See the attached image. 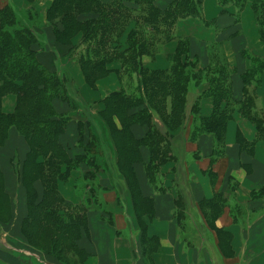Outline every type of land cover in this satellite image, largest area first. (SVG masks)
Segmentation results:
<instances>
[{
	"label": "trees",
	"instance_id": "obj_1",
	"mask_svg": "<svg viewBox=\"0 0 264 264\" xmlns=\"http://www.w3.org/2000/svg\"><path fill=\"white\" fill-rule=\"evenodd\" d=\"M245 1L218 3L222 7L234 5L239 13ZM251 8L264 39V0L251 1ZM190 18H201L210 24L202 18L201 0H52L46 9L44 28L31 23L23 9L10 0L0 4V145L12 128L25 138L27 150L20 163L16 162L27 208L21 230L28 240L35 238L36 249L60 264L84 261L86 253L79 241L88 232V212L114 223L106 195L114 193L115 183L104 182L100 170L116 171L129 179L128 193L138 218L140 214H150L151 198L143 197L135 188L136 160L144 163L153 187L161 183L162 165L174 162L171 171L177 187V215L186 216L192 201L184 173L188 143L183 131L202 96L211 99L212 109L209 115L198 116L192 140L199 132L211 134L219 148L226 122L234 111L253 122L257 136L264 139V110L256 93L257 72L264 68V61L240 75L241 97L235 98L233 69L217 52L218 43L209 44L215 51L208 48L207 63L199 65L200 58L191 51L189 35L176 37L179 23ZM46 28L55 48L67 45L69 58L76 54L75 60L89 84L110 71L120 78L119 89L103 97V107L97 114L90 111L92 102L79 94L67 67L52 69L38 59V53L51 46ZM172 38H176L175 49L165 54L167 67H149L145 60L153 59L161 50L157 41ZM126 78L135 80L130 90L129 86L122 87ZM203 82L204 88L191 94V87L197 88ZM8 93L16 95V102L13 110L5 113L1 111V99ZM55 98L64 101L69 112L58 113L53 106ZM70 122L75 123L71 133L74 137L65 143L60 139ZM135 127L140 128L141 136L133 134ZM76 170L90 178L83 186V195L75 191L78 197L74 203L63 197L58 182ZM1 180L0 168V183ZM217 194L208 203L211 210L224 206L226 196ZM4 198L0 184V201ZM251 198L261 199L264 206V186L251 192Z\"/></svg>",
	"mask_w": 264,
	"mask_h": 264
},
{
	"label": "crops",
	"instance_id": "obj_2",
	"mask_svg": "<svg viewBox=\"0 0 264 264\" xmlns=\"http://www.w3.org/2000/svg\"><path fill=\"white\" fill-rule=\"evenodd\" d=\"M11 1L26 3L25 0ZM40 1L33 0V4L39 6ZM51 1H47L48 5ZM251 1L246 0L237 13L234 5L222 7L218 0H201L202 18L210 24L207 25L201 18L179 23L180 26L184 23L197 26L194 35H188L191 51L200 58L199 65L208 61L209 44L218 43L217 52L224 55L233 69L232 92L237 99L241 97L240 75L253 64L264 61V39L259 35ZM45 31L50 42V31L47 28ZM52 43L38 53V59L45 66L56 69L61 62L62 48H55ZM166 60L163 53L147 63L151 68H165L168 65ZM67 68L78 77L83 97L93 105L120 87V78L114 71L97 81L96 89H91L82 81L73 63L67 64ZM257 74L256 93L264 110V68ZM205 85L203 83L197 89L191 87L190 91L197 94ZM15 102V94H5L1 99V111L11 112ZM53 106L58 113L70 110L58 98L53 99ZM211 109V99L202 96L186 128L195 126L198 116L209 115ZM74 131L75 123L70 122L67 133L60 140L72 142L74 135L71 133ZM132 132L136 137L142 135L139 127L133 128ZM186 135L184 139L188 143L190 136ZM190 143L184 160V173L192 208L188 205L186 216L180 218L177 215V187L173 183L175 174L171 171L174 162L162 165L161 183L153 187L147 179L144 163L136 160L135 188L143 197L151 198L150 214H140L138 218L122 173L100 170L103 181L108 183L112 180L114 191L123 195L127 191L129 199L119 194V209L113 217L114 223H110L107 217L88 212V232L79 241L86 253L81 264H264V206L261 199L251 198V192H257L264 186V139L257 136L255 124L234 111L226 122L223 143L219 148L214 145L213 135L203 132L194 136ZM26 150L25 138L18 135L14 128L4 144L0 145V184L5 193V198L0 201V264H60L51 255L36 249L21 230L27 208L24 188L16 178V160L22 159ZM61 184L59 181L60 192ZM107 187L105 190L109 189V184ZM220 192L226 196L224 206L221 210H211L208 203ZM69 199L75 203L77 196L71 193ZM108 203L110 208L111 202ZM119 216L121 218L117 221Z\"/></svg>",
	"mask_w": 264,
	"mask_h": 264
},
{
	"label": "rangeland",
	"instance_id": "obj_3",
	"mask_svg": "<svg viewBox=\"0 0 264 264\" xmlns=\"http://www.w3.org/2000/svg\"><path fill=\"white\" fill-rule=\"evenodd\" d=\"M4 1H1L0 0V4L4 3ZM47 1L48 0H41L40 2H38V5L39 6H37L36 4L34 5L33 4V0H25V2H26L25 4L24 3L20 4V3H16V2L13 3L12 1L11 2L13 4H15L16 6H18L19 8L23 9V11L26 13L27 18L29 19V21L31 23L35 24L39 28L42 27V26L44 28L45 13H46V9L49 6L48 5L49 2H47ZM184 24H185L184 26H182L183 24H181V26L180 25L178 26V29L176 31V37H183V36L188 35V34L189 35H191V34L194 35V32L196 31L197 26L196 25H191V24L188 25L187 23H184ZM174 35L175 34H173V36ZM175 39L176 38H172L170 41L169 40L160 41V42L157 41V44L159 43V45H161V50L160 51L159 50L157 51V53H156V55H155L154 58H156V56H159V55H161L163 53H165V54L168 53V52H169V54L172 53L174 51V49H175V41H176ZM211 45H213V44H211ZM66 47H67V45H62L61 44V48H62L61 49V54H62L61 57L62 58H61V62H59V64H58V66H60L61 68H66L67 67V64L69 66L70 63H73V65H75V67L78 69V73L80 75V78L82 79V81L84 83H86V86L88 85L87 86L88 88L96 89L97 88V81H99L101 78H103L104 76H106L109 72L106 75H102V76L98 77L94 81V83L92 85L89 84V82H87L85 80L84 76H83V73L81 71L80 65L75 60L76 57H77L76 54L75 53H74V55L72 54V58L71 57L69 58V56H68V55H70L69 52H65L66 51ZM194 49L196 50V47H194ZM209 51H211V52L212 51H215V48L212 49V47H209ZM153 59H147L145 61H148V63L149 62L151 63ZM166 59H167V56H166ZM196 65L198 66V64H196ZM116 75H117V73H116ZM72 76H73L74 82L76 84V87L78 88L79 94L81 96H84L83 93H82V90H81V86L79 84L78 77L77 76H74L73 72H72ZM63 79L65 80V77H63ZM134 86H135V80L134 79H131V78L127 79L126 78L125 80L122 81V87H124V88L128 87V90H130V87L133 88ZM193 89H197V88H193ZM194 93H195L194 91L191 92V94H194ZM101 106H102V100L98 101V103L96 105L95 104L93 105V103H91V105L89 106V108H90V111L92 113H97V111H99V109L101 108ZM196 111H197V109L194 112H196ZM191 117H193V113L191 114ZM193 131L195 132V134L197 133L196 132V129L194 128V126L188 127V128H184L183 134H184V136H187L186 134H188V136H193L194 135V132ZM16 133L21 136V134L18 131H16ZM188 140H189V142H188V148H189V147H191L190 146L191 145L190 141H192L191 137H189ZM92 155L96 156L93 152H92ZM16 162L19 164L20 163V158H18V160H16ZM114 170H115V168H114ZM72 172H70V176L68 178L64 179L63 181H60V182H62V184L60 185L61 194L63 195L64 198H67V200L69 198V195H71V193L73 195L77 196V197H78V194L83 195V193H81L83 191V186L86 184V182L90 178L89 175H86L85 176V174H83V172L80 171V170H76V171H72ZM114 173L117 174L118 172L115 171ZM16 178H17V176H16ZM17 180H18V178H17ZM125 180H126V183H128V180L129 179H125ZM122 182L124 183L123 180H122ZM73 183H74V185H73ZM80 184H81V186H79ZM74 188H75V190H74ZM76 190H77V193L78 194L75 192ZM119 194H121L123 196V198H125V199L127 198L126 197L127 191L124 192V195H123V193L117 192V191H114V193L112 192V193L106 195V198L111 202L110 205H111L112 208L110 207L109 209L111 210L113 217H114V215L115 216L117 215V214H115V212L119 209V207H117V200H116V195L119 197ZM127 199H129V198H127ZM120 218H121L120 216L117 217V221ZM29 242L31 244H33V242H36L35 244L38 243L35 240V238H34V240L31 239V238H29ZM66 262L69 263V260H67Z\"/></svg>",
	"mask_w": 264,
	"mask_h": 264
}]
</instances>
